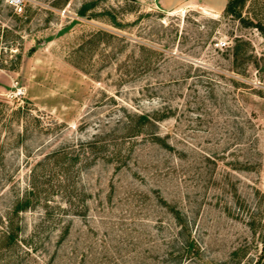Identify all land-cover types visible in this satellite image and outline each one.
I'll return each mask as SVG.
<instances>
[{
    "label": "rangeland",
    "instance_id": "rangeland-1",
    "mask_svg": "<svg viewBox=\"0 0 264 264\" xmlns=\"http://www.w3.org/2000/svg\"><path fill=\"white\" fill-rule=\"evenodd\" d=\"M24 2L16 15L0 0V156L7 170H21L16 177L26 172L19 108L52 128L26 142L33 155L88 140L114 125L121 107L170 113L154 131L158 144L144 131L120 142V163L84 170L81 216L63 242L53 238L54 261L38 252L21 264H264V0L217 10ZM11 190L0 182V200ZM38 212L23 216L26 233Z\"/></svg>",
    "mask_w": 264,
    "mask_h": 264
},
{
    "label": "trees",
    "instance_id": "trees-1",
    "mask_svg": "<svg viewBox=\"0 0 264 264\" xmlns=\"http://www.w3.org/2000/svg\"><path fill=\"white\" fill-rule=\"evenodd\" d=\"M231 5L232 2L228 4ZM139 46L140 50L146 48ZM120 109L124 110V114L114 125H105L88 140H77L36 155L31 154L29 148H25L26 142L32 141L31 137L37 141L52 128H44L40 118L33 116L28 108H19L14 112L16 120L24 123L22 131L17 134L16 145L26 149V152L19 155L26 172L23 178L16 177L21 170H7L6 157L0 156V182L3 185L10 183L12 186L11 200H5L8 196L0 200V264H21L24 258L36 256L38 252L44 258L48 255L49 262L54 261L56 257L50 254L53 238H59L58 243L63 242L70 233L72 219L81 216L79 203L84 198L85 190L80 187V183L84 170L100 160H116L120 163V159L125 157L120 142L138 138L144 131H148L145 135L152 138L153 143L158 144L161 141L160 134L154 131L159 125L160 117L169 115L168 109L155 111L152 115L127 112L123 107ZM83 124L85 123L82 122ZM44 145L39 146L40 150ZM204 158L208 160V157ZM38 208L43 212H38V220L31 226V231L26 233V220L23 216ZM176 218L179 219V216ZM186 243L185 248H192L190 238ZM201 250L198 247L193 253L187 251L179 261L184 258L191 260Z\"/></svg>",
    "mask_w": 264,
    "mask_h": 264
},
{
    "label": "crops",
    "instance_id": "crops-1",
    "mask_svg": "<svg viewBox=\"0 0 264 264\" xmlns=\"http://www.w3.org/2000/svg\"><path fill=\"white\" fill-rule=\"evenodd\" d=\"M160 1H162L165 5L190 4V3L203 4L212 10L224 9L229 3V0H160ZM172 11H174V9L172 10L170 9V12Z\"/></svg>",
    "mask_w": 264,
    "mask_h": 264
},
{
    "label": "built area",
    "instance_id": "built-area-1",
    "mask_svg": "<svg viewBox=\"0 0 264 264\" xmlns=\"http://www.w3.org/2000/svg\"><path fill=\"white\" fill-rule=\"evenodd\" d=\"M7 6L11 8L16 15H23L25 13L24 0H5Z\"/></svg>",
    "mask_w": 264,
    "mask_h": 264
}]
</instances>
